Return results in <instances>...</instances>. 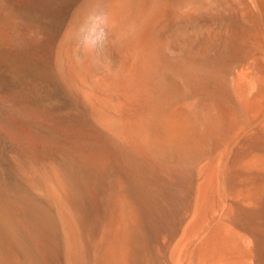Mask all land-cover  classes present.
I'll return each instance as SVG.
<instances>
[{"label":"bare ground","instance_id":"obj_1","mask_svg":"<svg viewBox=\"0 0 264 264\" xmlns=\"http://www.w3.org/2000/svg\"><path fill=\"white\" fill-rule=\"evenodd\" d=\"M0 264H264V0H0Z\"/></svg>","mask_w":264,"mask_h":264}]
</instances>
